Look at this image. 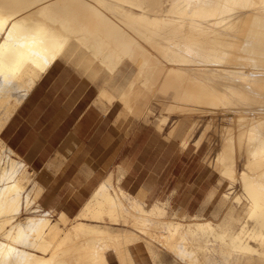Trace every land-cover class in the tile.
Here are the masks:
<instances>
[{"label": "bare ground", "instance_id": "1", "mask_svg": "<svg viewBox=\"0 0 264 264\" xmlns=\"http://www.w3.org/2000/svg\"><path fill=\"white\" fill-rule=\"evenodd\" d=\"M72 41L103 55L111 71L128 58L138 61V70L119 97L133 111L138 98L133 86L143 80L166 111L161 127L173 119V112L180 117L173 133L183 131V114L188 112L211 109L222 116L223 150L217 154V166L231 187L240 183L243 193L235 195L234 203L251 204L248 217L255 226L245 236L232 227L212 237L233 248V260L227 257L220 264H264V0H0V106L20 93L19 102ZM103 96L115 98L108 92ZM181 143L189 145V133L182 135ZM3 145L0 136V215L7 213L1 233L17 232L20 242L44 252L28 251L20 257L22 249L10 245L18 249L10 264H93L95 248L98 264H108L105 248L122 252L142 238L80 217L98 220L107 215L111 221H131L148 229L144 215L126 207L106 184L73 221L66 214L55 221L33 215L14 220L27 174L14 168L18 161L5 165ZM240 153L247 157L242 171L237 169ZM28 229L34 233L23 236ZM156 234L172 249L180 246L175 230ZM189 239L183 232L184 263L218 264L214 253L207 256L204 246ZM4 261L0 258V264Z\"/></svg>", "mask_w": 264, "mask_h": 264}, {"label": "crops", "instance_id": "2", "mask_svg": "<svg viewBox=\"0 0 264 264\" xmlns=\"http://www.w3.org/2000/svg\"><path fill=\"white\" fill-rule=\"evenodd\" d=\"M64 58L73 61L94 78H101L99 87L89 76L61 62ZM137 62L128 58L116 70L111 71L103 55H96L77 41H72L41 72L6 119L0 136L35 173L41 187V194L38 189L35 195L40 194L39 202L46 211L66 214L69 218L75 217L70 218L73 221L101 186H109L111 182L117 189L131 190L142 199L156 198L155 192L160 188H156L157 172L154 167L139 159L129 162L128 155H125V146L130 145L141 131L148 130L157 134L168 146L172 144L165 137V132H162L169 121L160 126L161 116L166 111L162 108L160 114L156 113L152 101L157 99L153 91L141 84L143 80H138L133 86L138 96L133 111L119 97L138 70ZM103 92L111 93L115 98L109 100L103 96ZM142 95L147 97L141 98ZM117 100L122 103L121 110L115 103ZM119 112L151 120L158 130L144 122L131 126L132 119L121 118ZM172 129L173 127L166 132L170 139L178 132L176 130L173 133ZM134 168L139 172L134 174ZM142 170L145 172L142 173ZM141 174L144 176L141 177ZM160 175L161 173L159 177ZM127 182L130 186L126 185ZM106 188L110 190L109 187ZM222 199L227 201L225 195ZM156 205L158 210L163 209L161 205ZM223 205L222 201L219 202L218 222L212 219L194 220L186 228L195 230L192 233H201L205 226L209 227L208 224H216L214 227L217 228L221 226V222L228 223L234 212ZM222 215L223 218L220 217ZM80 219L97 220L90 217ZM103 220L105 221L101 224L106 226L118 221L125 223L124 220L111 221L107 215ZM195 224L200 226L194 227ZM230 228L232 227L227 226L225 229ZM126 230L139 233L142 238L130 242L122 252L114 246L111 247L116 251L120 264H135L132 245L145 239L147 246L152 249L154 241L133 225L132 228H115L117 232ZM96 244L99 245V242ZM34 251L44 253L38 249ZM97 251L95 248L92 255H97ZM104 253L107 263L111 264L105 251Z\"/></svg>", "mask_w": 264, "mask_h": 264}, {"label": "rangeland", "instance_id": "3", "mask_svg": "<svg viewBox=\"0 0 264 264\" xmlns=\"http://www.w3.org/2000/svg\"><path fill=\"white\" fill-rule=\"evenodd\" d=\"M61 62L76 71L89 76L93 83L97 84L99 87L101 78H94L89 72L83 70L73 61L66 58L61 59ZM19 95L10 96L9 102L0 106V116L4 115V117H0V122H2V120L5 121L9 116L8 114L13 111L19 100ZM152 102L155 106L156 113L160 114L163 108L162 102L158 100H153ZM115 103L121 110L122 103L118 100ZM6 108H8V111ZM119 116L127 120L131 118V126L137 124V122H144L151 124L158 130L156 125L151 120L147 121L135 114L125 115L120 114L119 112ZM172 116L173 119L168 120L169 122L166 124V129L162 131L165 132V137L172 141L170 146L160 139L157 134H152L148 130L141 131L135 140H133L130 145H127L128 147L125 146V155H128L127 160L129 162L137 159L143 162H148L157 172L156 188H160L161 190L159 189L155 192L156 198L154 200H148L143 197L142 199L131 190L117 189L112 182L109 185L110 191L115 196L120 197L126 207L133 210L135 213L138 212V214L142 213L141 215H144V224L148 226V229L145 227L144 229L142 226H136L129 221L125 223L123 221H118L108 227L115 230V228H132L133 225L146 237L152 238L154 241L152 249L147 246L145 239L132 245L131 251L135 264H156V262L160 264H186L183 262V233H181V231L186 233L187 236H190L189 241L191 244L204 246L202 251L206 252L207 256H211V253H214L218 257V264H220L222 260H226L227 257L233 260L234 252L231 244L225 242L227 244L221 246V242L212 237L213 233L223 231L227 228V226H230L234 227L235 231H241L242 235L245 236V234L248 233L247 230L250 227L255 226V220L248 217L251 204L247 200H245L243 204L235 205V203H238L236 200L234 201L235 195L237 193H243L240 183L231 187L229 180L224 179V175H220V169L218 170L216 168L218 167L217 154L223 150V118L220 114L211 111V109L207 111L196 110L188 112L183 114V131L178 130V132L170 139L166 136V132L169 128L176 125L180 119L179 113L173 112ZM153 117L154 115L152 118ZM182 133L183 135L189 133L190 143L185 149L180 144V136ZM3 143L4 145L2 150L5 154V165L9 166L11 163L14 166V164L18 161L14 168L21 171L25 170L26 172H24L27 174L26 188L21 191L22 203L19 206L21 207L20 212L17 214L15 212L16 210H14L12 215H15V219H13L21 220L28 215H33L36 219H40L42 217H49L51 220L58 219L61 214L56 211H46L40 204L39 197L41 194V187L35 173L9 148L4 141ZM238 157L237 169L238 171H242L245 167L247 157L241 153ZM6 160H8L7 163ZM18 163L19 165H17ZM133 171L134 174L139 172V170H136L135 168ZM144 172L145 171L142 170V173ZM159 173H161L160 177ZM140 176L142 177L144 175L141 174ZM8 181L10 183L14 180L9 179ZM126 185L130 186V183L127 182ZM163 188L165 190H163ZM38 189L40 194L35 195V192ZM5 192L7 193L5 199L9 202L10 193L6 190ZM223 195H225V199L227 201L222 199ZM138 201L139 204H137ZM221 201L222 204L234 212V214L230 216L228 223L221 222V226L217 227L218 229L214 227L216 224H208L207 226L209 227L206 228L205 226L201 233H192V231L195 230L186 228V225L194 220L212 219L213 221L218 222V207L219 202ZM156 204L161 205L163 209L156 210ZM143 208L147 211H143ZM6 215L7 213H5V216L0 215V258L2 261L5 260L4 264H10L9 261H12V256L15 255L19 248L22 249L20 250V257H23V255H25L29 250H34L35 248L29 246L28 244L26 245L25 242H20L21 236L17 232L15 235L12 234L13 236L11 234L3 235L1 233V225L3 223V221H1L2 216L3 218H6ZM220 217L223 218L224 216L222 215ZM70 218L74 219L75 217ZM99 220L100 221H87L100 223H104L103 221H105L103 219ZM5 223L7 228L6 230H8V228H10V223L8 221ZM197 226L200 225H194V227ZM149 229L153 230V233H150ZM171 230H175L181 238L179 242L180 246H178L175 250L155 237L157 235L156 233L163 235ZM32 231L33 230L28 229V231L26 230V232H23L22 235L26 236L27 234H33L34 232ZM209 235L213 238V240L209 239ZM3 240L5 241V245L3 244ZM10 245H16L18 249H11ZM104 251L106 252L111 264H120L117 253L112 247H107ZM91 257L93 258V261H95L93 264H98V256L95 254L91 255Z\"/></svg>", "mask_w": 264, "mask_h": 264}]
</instances>
